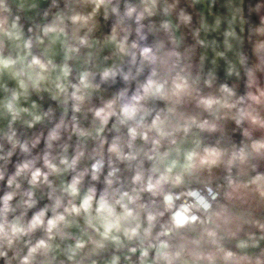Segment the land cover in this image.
<instances>
[{
  "label": "clouds",
  "instance_id": "1",
  "mask_svg": "<svg viewBox=\"0 0 264 264\" xmlns=\"http://www.w3.org/2000/svg\"><path fill=\"white\" fill-rule=\"evenodd\" d=\"M0 264H264V0H0Z\"/></svg>",
  "mask_w": 264,
  "mask_h": 264
}]
</instances>
